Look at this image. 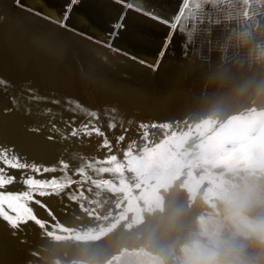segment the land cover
I'll use <instances>...</instances> for the list:
<instances>
[{
  "label": "rangeland",
  "instance_id": "374dc122",
  "mask_svg": "<svg viewBox=\"0 0 264 264\" xmlns=\"http://www.w3.org/2000/svg\"><path fill=\"white\" fill-rule=\"evenodd\" d=\"M171 1L150 0V3L153 7L168 3L166 6H171L173 12H176L172 15L174 17L183 0ZM186 2L185 16L178 23L166 59L171 64H181L184 75L189 73L195 76V83L190 85L197 86L202 91L205 86L209 89L211 86L231 82L233 78L237 79L239 71L242 77L244 76L242 79L248 81L255 80L253 78L260 74L264 75V0ZM38 29L40 30L30 27L26 31L28 40L33 39L38 43L42 40L40 45L45 46H34L33 49L48 51L50 44L37 38L41 31ZM45 42L49 45L46 46ZM73 44L77 46L74 47ZM59 46L61 48L58 45L55 49L50 47V51L56 50V54L69 68L74 67L87 79L106 82L109 80V83L123 84L136 91L139 88L138 91H143V94H157L158 91L162 93L167 87L176 89L174 85L156 84L159 78L156 75L136 77L133 73L132 75L113 66L108 71L109 68L106 70V66L101 62L97 63L96 60L85 57L82 52L87 48L76 44L74 40H64ZM91 65L96 68L94 73V67ZM127 65L125 68H130ZM97 70L99 75L95 74ZM89 76H93V79ZM3 87H0L3 93H16L6 85ZM5 96L3 94L2 99ZM100 108L97 105L96 110L92 111L100 115V120H93L87 114L83 123L92 120L99 126L112 145L111 151L104 147L94 149L72 142L74 137L70 135L71 128H68L71 126L65 128L62 123H56V129L48 126L46 129H40L39 133L28 134L24 131L25 125L32 124L25 119L27 115L25 116L24 111L14 115L17 122L14 121V116L0 115V144L15 145L16 151L29 163L34 162L41 168L57 169L56 172L43 175L30 173L31 175H35L37 179L61 178L65 175L59 170L61 161L68 163L67 176L74 181L81 179L77 174V169L81 166L85 167L87 173L83 182L74 183L58 195L37 196L36 199L45 207L30 204L37 219L23 225L19 232L0 221L1 264L12 261L11 264H264V176L262 180L259 179V176L264 174V153L255 156V159L237 160L223 170L210 168V172L202 171L205 169L206 160L199 159L206 152L208 156L216 152L212 147L205 149V142L220 137L225 132L226 124H233L237 117L228 116L218 124L213 123L202 135L194 131L197 123L192 130L183 131L185 122H174L165 131L158 128L150 132L152 134L149 138L143 139L142 142H136L139 138L137 135L140 134L128 128V133L125 132L127 135L123 134L126 140L114 142L119 128L121 130V127H125L124 120L116 122L107 117L113 116L115 112L108 114L105 113L106 109ZM41 112L44 114V110ZM21 115L23 118L19 117ZM254 116H257V113L248 112L244 117L247 122ZM263 118L256 120L254 124H261L264 122ZM110 122H116L118 127L109 129ZM79 124L74 126L78 127ZM229 128L232 132L236 131L238 126L232 125ZM131 133L135 135L132 136ZM253 133L255 131H249V138ZM49 136L54 138L49 140ZM93 136L97 135L93 133ZM127 139L135 141L136 144L133 156L126 159L124 152L130 143ZM234 148L226 147L229 151ZM110 155H116L120 160L123 165L120 171L100 173L87 168L89 161L95 163L97 160L107 159ZM214 161L215 159L212 160ZM101 166L107 167L97 165ZM185 166L193 168L192 172L195 171L196 174L200 173L194 181H189V177L184 174ZM14 174L18 182L8 186L5 191L27 190L20 181V173ZM170 208L175 210L174 218L178 216L179 221L168 215ZM179 209L183 210L186 217L183 215L182 218L177 214ZM165 221L176 231L167 233V230L162 228ZM3 247H6L5 250ZM20 252L22 254H19Z\"/></svg>",
  "mask_w": 264,
  "mask_h": 264
},
{
  "label": "bare ground",
  "instance_id": "6f19581e",
  "mask_svg": "<svg viewBox=\"0 0 264 264\" xmlns=\"http://www.w3.org/2000/svg\"><path fill=\"white\" fill-rule=\"evenodd\" d=\"M65 2L66 0H23L24 4H26L29 8L36 9V12H44L57 17L62 11ZM139 2L145 8L149 10L152 9V11L160 16L168 19L169 17H175V15L174 17L172 15L176 14V12H173L174 10L171 6H166L168 3L166 5H160L161 7H153L151 6L150 0H139ZM166 2L167 1H165V3ZM125 11L127 10L123 8L121 4L117 3L116 0H80V4L77 7V11L72 21L74 28H76L78 31L72 32L60 28L53 21L46 20L41 16L28 11L27 9L17 7L13 0H0V87L2 88L6 85L8 89L16 92L13 95H8V92L3 93V91H1L2 89L0 90V109H3L5 106H7L10 99L13 96H16L21 99L20 110L10 114V117L14 116L15 114L17 116L18 112V114H21V111H24V97L22 96V93H25L29 88H31L36 95L46 98L44 101L33 102L31 105H29V107H31V115H25V119L28 120L32 126L36 125L40 129H46V127L51 126L50 122L57 124L62 123V125H65V128H67L69 124H67L66 121L72 119L73 115H75L76 124H79V122L83 123L84 120H86L88 114L86 109L94 111L96 110L97 105L106 109V112L104 109L102 110L108 114H111L112 110L115 109V114L113 116L109 115L107 117H111L116 122L119 120L123 122L124 120L125 127H121L119 125L122 132L119 128L120 132L118 131L115 137L116 140H114V142H117L118 136L125 133L124 129L131 128L133 132L140 134L137 135L139 138L135 140L136 142L139 140L141 142L143 141V133L145 131L150 133L158 129L152 127L142 129L139 127L141 124H146L149 126L152 124H167L170 127L172 124H174V122H176V124H181V122L184 121L185 126H183V131H188L192 130L193 126L197 123V125H195L194 131L195 133L202 135V133L211 127L213 123L218 124L225 117L227 118L228 116H234L237 117L236 120L234 119L233 124L231 125H229V122L227 124L225 123V132L220 137H215L214 140L205 142V149L212 147L211 149H216V152L211 156H208V154L206 155V152L204 156L199 158L206 160L205 169L202 171L210 172V168L214 167L217 171L223 170L229 168L237 160H250L257 155L264 153V122L261 123L263 124L262 126L261 124H254L256 120L264 117V75L260 74L255 78L252 77L255 80L249 79L248 81L242 79L244 76L242 77V73L239 71V75L237 74V79L232 77L233 79L231 82H227L226 84L221 83L220 85H215L214 87L211 86L208 87L209 89H207V86H205L201 91L198 89L199 87L197 88V86L193 87L190 85L195 83V76L193 77V75L189 73L184 75L185 72L184 70H181L183 69L181 64H171L166 59L167 52H169V46L172 42L167 46L163 56H158V54L161 52V48L164 46V38L169 32V28L146 17L143 14L137 13L136 11H127V15L122 21L124 25L123 30L120 32V35L117 39L111 41V43L114 44V47L119 49V51H115L113 48L107 47L102 43H98L97 41L108 40L109 32L112 30L113 25L120 21L121 15ZM179 26L181 27V25ZM28 27L40 28L41 31L38 29L40 34L37 36V38H40V40L44 39L50 44L49 45L46 42L44 43L46 46L47 44L49 45L48 51H37V49H33L34 46H40V48H43L45 45H40L43 43L42 40L41 43H38L33 39L28 40L26 33V31L29 29ZM81 31L87 33L88 35H80L79 32ZM29 37L31 36L29 35ZM88 37H94L95 39H89ZM72 39L74 42H76V44L79 43V45L81 44L83 47L85 46L87 48V50L83 48L85 50H83L84 53L82 52L85 57H89L90 60H96L97 63L101 62L106 66V70L109 68L108 71H110L111 66H113L117 67L118 69L128 71L131 74L133 73L136 77H143L148 74L156 75L159 77L156 81V84L159 86L160 84L174 85L176 89L173 90L167 87L168 89L165 88L162 93L158 91L157 94H143V91V93L138 91V87L140 86H136L138 88L136 91L134 88L130 89L131 87L128 88L123 86V84L119 85L118 83H109V80L106 82L102 80L87 79L81 73H79L80 71L78 72L76 69H74V67L69 68V65L67 66V63L56 54V50L54 51L52 49V51H50L52 47L55 49L57 45L59 48H61L62 45H59L62 44L64 40L73 42ZM44 49H46V47ZM141 61L146 63H142ZM126 64H128L131 69L129 67L125 68ZM152 64H157V67H150L149 65ZM93 67L94 66H92V68ZM95 69L96 68L94 67L93 73ZM96 72L97 73L95 74L97 75L98 70ZM90 74H92V72ZM182 80L185 83H182ZM3 81H6L7 84L2 83ZM85 81L87 82L85 83ZM162 81L164 83H162ZM87 83H89V85ZM186 83L189 85H186ZM33 86L37 87L38 90H35L36 88L33 89ZM183 86H188V88ZM3 94L6 96L2 99ZM53 99L59 100L60 104H52L51 101ZM68 101L79 102L80 105H83V108L75 107L74 103L69 104ZM46 108H51L53 110L52 115L55 116L54 121H50V117L48 115L42 114L41 111L45 110ZM39 109L40 111L36 112V110ZM33 110L35 112H33ZM248 112L257 113V116H254L251 120L246 122L247 118L244 116ZM19 117H22V115ZM16 119L17 117L14 121H16ZM176 119H178V121H176ZM232 125H237L238 128L236 131L230 132L229 127ZM77 126L79 127L80 124ZM132 128H134L136 131H134ZM167 129L168 128H159L160 131H165ZM251 130L255 131V133L251 134V137L249 138V131ZM133 134L131 133L132 136ZM151 134L152 133L149 135ZM134 138L135 137H133V140ZM128 139L127 141L130 142L128 144H131L133 141ZM103 140V136H84L81 131V134L78 136V138L75 139L74 137L72 142H75L79 145L82 144L89 146L94 149H99L102 148ZM124 146H126V144ZM227 146H234L235 148L229 151L226 149ZM214 159L215 161L212 162ZM185 167L186 171H184V174L189 177V181H194V179H196L200 173L196 174L194 173L195 171L192 172L193 168H190V166ZM261 174L263 173L261 172ZM260 176L259 179H261L264 174ZM183 213L184 212L181 209L177 211V214H179V216L182 218L184 215ZM174 214H176L175 210L170 208V213H168V215L172 217L173 220L177 218L179 221L178 216L174 218ZM184 217L186 216L184 215ZM162 226L163 229L167 230V233L176 231L174 227L173 229L171 228L172 226L170 224H167V221H165V224ZM12 250H14V248ZM19 254H22V252ZM11 263H13V261Z\"/></svg>",
  "mask_w": 264,
  "mask_h": 264
},
{
  "label": "snow or ice",
  "instance_id": "6c2138e0",
  "mask_svg": "<svg viewBox=\"0 0 264 264\" xmlns=\"http://www.w3.org/2000/svg\"><path fill=\"white\" fill-rule=\"evenodd\" d=\"M14 4L22 9H27L30 12H33L42 18L53 21L56 25L66 31L77 32L78 30L73 26V17L77 11V7L80 4V0H66L63 5L62 11L59 16H53L44 12H36V9L29 8L26 4L23 3V0H13ZM117 3L121 4L123 8L127 11H136L140 14L145 15L146 17L163 24L169 28L168 34L164 38V46L161 48V52L158 54L159 57H162L164 52L167 49V46L172 42L173 35L177 30V25L180 22L181 18L185 16L187 9V2L183 0L182 6L179 8L177 15L173 19H166L163 16L158 15L154 11H151L145 8L139 0H116ZM127 11L122 13L120 21L113 25L112 30L109 32L108 40L97 41L98 43H102L107 47L113 48L115 51H119L114 47V44L111 43L114 39H117L120 35V32L123 30L124 25L122 23L123 19L127 15ZM82 36H87V33L79 32ZM89 39H95L94 37H88ZM142 63H146L141 61ZM150 67H157V64L149 65ZM2 83L7 84L6 81ZM24 97V113L25 115H31V105L33 102H40L46 100L44 97H40L35 94V92L29 88L25 93H22ZM52 104H60L59 100L53 99L51 101ZM69 104H75V107L83 108V105H80L79 102L68 101ZM21 99L13 96L9 104L5 106L3 109H0V115L8 116L13 114L16 111L20 110ZM88 114L93 118V120H100L101 117L98 113L92 112L91 110H87ZM53 110L51 108H46L44 110V114L50 117V121L55 120V116L52 115ZM115 112V109L112 110ZM69 126H71L70 135L72 137H78L81 134L84 136H92L95 133L97 136H103V144L102 147L112 150V145L108 140L107 136L104 132L101 131V128L97 126L95 123L90 120L88 123H81L79 127L74 126L76 124L75 115H73L72 119L66 121ZM52 128L56 129V123L52 122ZM109 129H114L116 127L115 123L110 122L108 125ZM142 129H147L148 127L152 128H168L167 124H152L146 125L141 124L139 126ZM24 131L28 134H35L40 132V128L36 126H28L25 125ZM126 132L127 129H124ZM149 133L145 131L143 133V138L147 139ZM54 137L49 136L48 139L52 140ZM125 139L124 135H120L117 137V142H122ZM136 142L133 141L129 144L128 149L124 152V157L130 158L133 156V151L135 149ZM60 171H63L65 175L61 178L53 177L52 179H37L35 175H31L30 173H35L36 175H43L44 173L56 172V168H41L37 166L34 162L29 163L24 157H22L15 149V145L13 144H0V221L6 223L11 229L15 232H19L21 227L30 221H36V215L34 214L33 209L29 206L32 203L40 205V207H45L40 200L36 199L37 196L43 197L48 195H58L63 192L66 188L71 187L74 183L83 182V179L86 178L85 167L81 166L77 169V174L81 177L80 180L74 181L67 176V169L69 168L68 163L61 161ZM97 165H106L107 167H97ZM123 165L120 163V160L116 155H110L105 160H97L95 163L89 161L87 163V168L92 169L93 171H98L100 173L115 171L118 172L121 170ZM14 170V171H10ZM14 172L20 173V181L26 186L25 191L21 192H13V191H5L8 186L17 183V176Z\"/></svg>",
  "mask_w": 264,
  "mask_h": 264
}]
</instances>
